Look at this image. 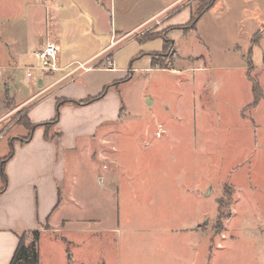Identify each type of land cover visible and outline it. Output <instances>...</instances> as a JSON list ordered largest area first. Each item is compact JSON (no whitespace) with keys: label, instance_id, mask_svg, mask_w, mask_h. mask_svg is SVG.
Instances as JSON below:
<instances>
[{"label":"rangeland","instance_id":"obj_1","mask_svg":"<svg viewBox=\"0 0 264 264\" xmlns=\"http://www.w3.org/2000/svg\"><path fill=\"white\" fill-rule=\"evenodd\" d=\"M25 1L0 0V11L10 13L0 18V77L6 110L14 108L0 124V159L28 135L63 156L60 203L41 223L57 228L38 237V264H264V151L236 139L240 82L221 81L229 71L217 70L240 66L258 30L255 4L219 0L214 15L197 18L208 0H35L32 8ZM170 2L171 25L162 24L166 13L121 35ZM45 7L58 23L47 30L60 49L58 65H67L53 77L115 38L108 56L85 62L74 82L15 108L38 89L40 72L28 78L25 67L38 64ZM26 8L37 12L34 24L13 16ZM220 9L223 26L215 22ZM168 28L173 44L162 47ZM103 85L110 86L95 101L56 104L98 95ZM27 109L32 131L20 124ZM54 118L47 129L40 124Z\"/></svg>","mask_w":264,"mask_h":264},{"label":"crops","instance_id":"obj_2","mask_svg":"<svg viewBox=\"0 0 264 264\" xmlns=\"http://www.w3.org/2000/svg\"><path fill=\"white\" fill-rule=\"evenodd\" d=\"M23 1V0H22ZM25 1V0H24ZM35 0H26L24 2V6L29 7L30 5L34 6ZM112 1V0H111ZM219 0H215L217 2ZM223 1V0H220ZM242 2L240 4V8L243 9L250 7L251 2L254 5V25L255 22L258 25V30L253 37H248L247 43L249 44L248 50L246 53H241L242 58L240 60V66L235 68H217V70L221 71H229L227 74H222L221 81L223 79L226 80H234L240 82V112L239 113V128L240 134L236 135V139H240V144H250L253 145L256 149L260 151H264V0H238ZM99 2V1H98ZM176 2H170L165 4L157 13L151 15L146 18L139 24H137L132 29H129L127 32L122 33L129 34L132 31L136 30L139 27H143V25H148L159 15H166L169 13L166 21L162 22L163 25H171L169 20L171 16L175 13H171L170 11L173 9ZM107 10V8L103 5V3L99 2V5ZM32 6H30L32 8ZM36 6V5H35ZM34 6V7H35ZM213 9H218L214 7V3L212 7L206 10V13H211L214 15L212 11ZM242 9V10H243ZM27 12V13H26ZM228 12V11H227ZM26 13V14H25ZM110 13V11H109ZM224 9H220L217 14V18L215 20L216 23H219L223 26L222 19L224 17ZM37 12L34 10L32 13V9L27 11H17V13L13 14L15 17H22L27 19H31V23L34 24V19ZM105 13H102V16ZM45 34L44 40L40 39V47L46 42L48 39H52L56 42L54 36L51 35L50 30L48 28L51 27V24L54 23L53 27H58L57 19L51 18L50 9L46 11L45 7ZM101 15V13H100ZM207 15V14H206ZM10 16V13L5 12V9L2 8L0 11V18H5ZM113 16V15H112ZM110 15V20L113 18ZM54 19V20H53ZM169 20V21H168ZM101 21V20H100ZM111 26V23H110ZM174 26V25H172ZM2 28V27H1ZM110 28V27H109ZM2 29H0L1 32ZM173 28H168L165 30L164 36L167 40V36L173 33ZM56 34H60L59 30L55 32ZM115 38V37H114ZM114 38L111 40L109 45L102 47L96 53L87 57L83 62L76 64L70 69L65 70L58 76L53 77L52 75H43L39 76L34 81V86L38 87L37 90L32 91L28 96L21 99L20 101H16V107H22L31 102L37 95L44 93L49 88L53 87V85L62 82L65 80V84L74 82L70 80L73 77H70L72 74L76 73L80 67L82 69L84 67V63L98 59V56L106 54V49L109 48L110 44L113 43ZM170 41V40H169ZM164 42V41H163ZM173 44V40L170 41ZM164 44V43H163ZM163 47V45H162ZM59 48V46H58ZM39 49V48H38ZM37 50V49H36ZM35 51V50H34ZM60 51V49H59ZM111 55V54H110ZM59 56V55H58ZM112 57V55H111ZM113 61V58H112ZM59 66V65H58ZM4 67V64L1 65V69ZM67 67H59L56 71H61ZM94 68L89 69L86 68L84 71H92ZM109 73L114 72V68H101ZM204 70L206 68H199ZM74 70L71 74L64 77L68 72ZM174 71L173 69H171ZM83 71V70H82ZM236 71V72H230ZM1 73V71H0ZM82 72H78L75 76L81 75ZM13 77V74H12ZM53 77L52 80H48V78ZM70 77L68 80L67 78ZM111 78V77H110ZM109 78V82L112 79ZM252 80H256L261 91L262 97H260L255 104L252 105L254 100V95L252 92ZM58 81V82H57ZM106 86V85H103ZM102 86V87H103ZM5 83L0 77V124L6 119L11 113L13 109L6 110L5 105ZM14 91V89H13ZM10 97V100L13 98L10 94H7ZM31 110L27 109L26 113L29 121L34 124L33 120L30 116ZM43 118L41 121H44ZM63 140V138H62ZM20 144H15L14 142H10L9 146L12 147L14 152L11 157L5 163L4 172L7 177V184L3 190L0 191V264H9L14 253V250L17 246L19 235L22 233H28L32 230H38L39 236L42 231L45 230H53L57 227L45 228L41 226L42 219L45 217L48 219L52 212L58 207L60 203V195L58 191V181L63 172L64 164L63 156L61 153H58V149L55 148L54 144L51 141H46L41 138V136H29V138L25 141L20 142ZM15 146V148L13 147ZM263 146V147H262ZM253 151V150H252ZM55 159V160H54ZM2 185V181L0 178V186ZM43 208L42 210L37 212V210Z\"/></svg>","mask_w":264,"mask_h":264},{"label":"trees","instance_id":"obj_3","mask_svg":"<svg viewBox=\"0 0 264 264\" xmlns=\"http://www.w3.org/2000/svg\"><path fill=\"white\" fill-rule=\"evenodd\" d=\"M214 1L215 0H208L205 3L202 2V8L200 9L201 11L198 13L197 18L200 17L202 15V13L205 12L209 7H211L212 4L214 3ZM195 20L192 21V25H189L188 27H190V26L193 27ZM166 42H167V39H165L163 46H165ZM109 86L110 85L104 86L98 95L90 96V97H87L86 99H83L80 101H74V100H69V99L57 100L56 104L60 105L61 103H64V102H75L78 104V103H89V102L95 101V100L103 97V95L105 94V92ZM252 92L254 95V100L252 102V105H253V104H255V102L260 97H262L261 91L259 89V86H258V83L256 80H252ZM55 122H56V119L54 118L51 121H47L45 123H40V124L43 125L45 127V129H47L48 124H54ZM20 124L25 128L30 127V131H32V129L36 127V124H32L29 121L27 113L25 114V117L21 120ZM44 137L48 140L54 138V137H50L49 135H47V133L44 134ZM59 137H60V134H58V138ZM28 138H29V135L23 141L27 140ZM12 153H13V149L10 146L9 153L4 158L0 159V178L2 181V185L0 186V191L3 190L7 184V177H6V174L4 172V166H5V163L8 160V158L11 157ZM28 233L31 235V240L29 242L25 241V235L27 233H22L19 235L17 246L14 250V253L12 255V258H11L9 264H38V255H37V250H36V248H37L36 243H37V240L39 237V231L38 230H32Z\"/></svg>","mask_w":264,"mask_h":264},{"label":"built area","instance_id":"obj_4","mask_svg":"<svg viewBox=\"0 0 264 264\" xmlns=\"http://www.w3.org/2000/svg\"><path fill=\"white\" fill-rule=\"evenodd\" d=\"M58 55H59V48L57 43L54 40L48 39L44 44L37 50L33 52V57L37 60V66H26L25 67V75L28 78L34 77V73L36 71L40 72V74L52 73L59 69L58 66ZM109 60V59H108ZM108 64L110 61H107ZM74 70L68 72L66 77L71 74Z\"/></svg>","mask_w":264,"mask_h":264},{"label":"water","instance_id":"obj_5","mask_svg":"<svg viewBox=\"0 0 264 264\" xmlns=\"http://www.w3.org/2000/svg\"><path fill=\"white\" fill-rule=\"evenodd\" d=\"M208 191H209V188H207V190H206V194H208Z\"/></svg>","mask_w":264,"mask_h":264}]
</instances>
